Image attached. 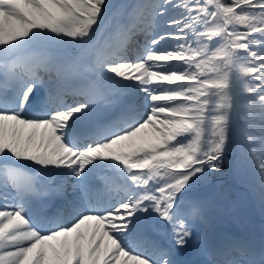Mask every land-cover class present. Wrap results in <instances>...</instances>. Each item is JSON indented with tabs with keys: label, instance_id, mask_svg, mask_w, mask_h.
I'll return each instance as SVG.
<instances>
[{
	"label": "snow or ice",
	"instance_id": "6c2138e0",
	"mask_svg": "<svg viewBox=\"0 0 264 264\" xmlns=\"http://www.w3.org/2000/svg\"><path fill=\"white\" fill-rule=\"evenodd\" d=\"M234 143L264 204V0H0V264H264Z\"/></svg>",
	"mask_w": 264,
	"mask_h": 264
},
{
	"label": "rangeland",
	"instance_id": "374dc122",
	"mask_svg": "<svg viewBox=\"0 0 264 264\" xmlns=\"http://www.w3.org/2000/svg\"><path fill=\"white\" fill-rule=\"evenodd\" d=\"M114 3H120L121 0H113ZM259 149V144L255 145ZM237 160L240 161L237 166L239 171L230 170L227 165L232 162L236 165ZM225 173L223 177L213 176L209 181L197 185L194 193L210 194L222 196L219 205L218 217L213 226V231L220 229L221 224H228L231 219L237 221V227L240 228L242 235L245 233L250 236L251 240H261L259 237V229L264 232V204L260 202L259 196L254 195L249 190V185L255 184L251 179L253 171V163L251 157L244 153L241 155V148L238 143H234L231 147L229 158L225 162ZM210 186V187H209ZM256 186L257 193L259 186ZM262 224V225H261ZM197 258V257H196Z\"/></svg>",
	"mask_w": 264,
	"mask_h": 264
},
{
	"label": "bare ground",
	"instance_id": "6f19581e",
	"mask_svg": "<svg viewBox=\"0 0 264 264\" xmlns=\"http://www.w3.org/2000/svg\"><path fill=\"white\" fill-rule=\"evenodd\" d=\"M251 179L255 182L257 186H259L258 175L254 171L251 172ZM237 225H238L237 221L231 219L228 224L227 223L221 224L220 229L216 232L214 231L213 232L222 240H243V241L252 242L253 244H256V242L260 241L259 239L251 240L250 236L247 234H245V236L242 235V232L240 231V228L237 227ZM259 233L260 235L258 236L263 238L264 232L260 230ZM261 244H264V239L262 240ZM256 246L259 247L260 245L256 244ZM188 258L194 261H202L206 259V257L202 255H189Z\"/></svg>",
	"mask_w": 264,
	"mask_h": 264
}]
</instances>
